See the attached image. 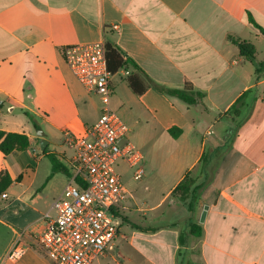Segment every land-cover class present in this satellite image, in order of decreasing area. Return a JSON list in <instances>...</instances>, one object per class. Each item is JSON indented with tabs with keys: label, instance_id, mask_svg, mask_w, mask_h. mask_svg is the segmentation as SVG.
Listing matches in <instances>:
<instances>
[{
	"label": "crops",
	"instance_id": "obj_1",
	"mask_svg": "<svg viewBox=\"0 0 264 264\" xmlns=\"http://www.w3.org/2000/svg\"><path fill=\"white\" fill-rule=\"evenodd\" d=\"M250 16L264 29V0H0V130L30 139L24 151H0V174L13 181L0 200V264H53L37 236L74 173L66 136L84 135L102 107L64 49L99 40L142 71L113 74L111 106L145 175L121 171L119 233L92 264H264V34ZM239 43L254 47V61ZM145 75L204 98L189 105ZM51 157L62 170L52 172ZM187 175L204 186L182 201L173 191ZM16 245L27 248L20 258L10 257Z\"/></svg>",
	"mask_w": 264,
	"mask_h": 264
},
{
	"label": "built area",
	"instance_id": "obj_2",
	"mask_svg": "<svg viewBox=\"0 0 264 264\" xmlns=\"http://www.w3.org/2000/svg\"><path fill=\"white\" fill-rule=\"evenodd\" d=\"M64 56L86 91L99 96L101 114L84 135L67 134V142L75 150L74 173L62 195L53 201L55 214L45 216L46 228L37 240L53 264H92L106 254L119 233L116 209L128 197L120 163H127L136 182L144 178L145 169L143 155L135 145L120 146L130 128L111 106L113 74L106 42L66 46ZM26 249L16 245L10 257L20 258Z\"/></svg>",
	"mask_w": 264,
	"mask_h": 264
},
{
	"label": "trees",
	"instance_id": "obj_3",
	"mask_svg": "<svg viewBox=\"0 0 264 264\" xmlns=\"http://www.w3.org/2000/svg\"><path fill=\"white\" fill-rule=\"evenodd\" d=\"M250 21L264 34V29L259 26L254 19L250 16ZM240 52L243 56L247 57L249 60H255V51L254 47L247 43H239ZM107 58L109 70L112 74H115L118 70L122 68L133 67L139 72H142L140 67L135 63V61L129 57H126V54L117 47H112L107 45ZM257 71H261L264 69V63L256 64ZM144 74V73H143ZM146 76V75H145ZM148 80V85H152L156 87L158 90L167 94L169 96L177 97L189 105H195L201 102L204 98V94L198 91H195L190 85H186L183 89H171L165 86H162L152 79L146 76ZM128 82L133 89V91L137 94H141L146 86H142L139 88L137 81L134 76H130L128 78ZM30 121L34 124L36 128H38V124L33 115L30 113H26ZM174 137L178 136L181 132L179 129H171L169 131ZM30 146L29 136L25 133H15V132H6L0 130V151L5 155H9L14 151H24L28 149ZM52 160V172H57L62 170V167L57 163V161L51 157ZM12 178L10 175L4 171L0 174V200L1 196L4 192L12 184ZM204 186V185H203ZM203 186H196L195 181L187 175L185 179L175 188L173 194L179 195L182 201L188 197V195H192L198 192ZM191 232L194 236L200 237L202 235V227L198 224H193L191 228Z\"/></svg>",
	"mask_w": 264,
	"mask_h": 264
},
{
	"label": "rangeland",
	"instance_id": "obj_4",
	"mask_svg": "<svg viewBox=\"0 0 264 264\" xmlns=\"http://www.w3.org/2000/svg\"><path fill=\"white\" fill-rule=\"evenodd\" d=\"M98 101H99V104L102 106V103H101V100L100 99H98ZM116 112V111H115ZM116 114L122 119V121L124 122V123H126V121L124 120V118L122 117V115L120 114V113H118V112H116ZM127 124V123H126ZM127 143H132L133 145H134V142L133 141H131L129 138H125V139H123L122 141H121V143H120V146H124L125 144H127ZM121 165H120V168H119V171L121 172V171H126L127 169H129V167H128V165H127V163H125V162H121L120 163ZM143 164V163H142ZM143 166H144V164H143ZM122 173V172H121ZM157 188V187H156ZM119 217V216H118Z\"/></svg>",
	"mask_w": 264,
	"mask_h": 264
},
{
	"label": "water",
	"instance_id": "obj_5",
	"mask_svg": "<svg viewBox=\"0 0 264 264\" xmlns=\"http://www.w3.org/2000/svg\"><path fill=\"white\" fill-rule=\"evenodd\" d=\"M207 210H208V206H206V207L204 208V212H203V214H202V216H201V222H204V219H205L206 214H207Z\"/></svg>",
	"mask_w": 264,
	"mask_h": 264
}]
</instances>
